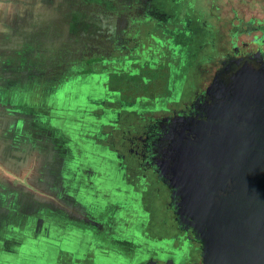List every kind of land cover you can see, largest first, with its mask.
I'll use <instances>...</instances> for the list:
<instances>
[{
  "label": "flooded vegetation",
  "instance_id": "1",
  "mask_svg": "<svg viewBox=\"0 0 264 264\" xmlns=\"http://www.w3.org/2000/svg\"><path fill=\"white\" fill-rule=\"evenodd\" d=\"M245 1L251 4L239 5L242 16L230 9L229 25L221 39L217 30L220 27L215 21L217 16L213 19L207 15L208 19L204 21L196 17L199 23L193 27L196 30H187L180 24L191 19H174L170 10L177 0H123L122 14L129 18V31L126 36L115 38L113 43H105L100 53L102 59L100 62L94 60L95 68L98 63L104 66L99 72L105 74L100 77L102 85L107 84L112 74L139 78L140 70L135 60L142 63V68L146 66L144 75L147 77L151 74L148 70L163 63L164 67H169L167 69L179 70L183 75L179 96L172 94L169 97L177 101L183 90L188 91L187 97L177 107L164 109L158 115L154 114L155 107L152 106L147 115L139 117L141 123L137 128L125 126L122 130L119 120L123 109L121 97L116 91L113 97L109 96L105 89L102 93L105 102L121 103L113 107L110 104L97 106L99 112L92 116L98 131L104 133L102 136L118 132L121 135L119 139L124 144L127 158L123 163L124 156L119 155L120 166L124 169L123 182L118 184L106 179L108 174H92L88 178L81 174V179L77 178L74 165L84 161L79 154L80 131L86 128L78 122L72 129L76 146L59 148L58 161L72 165L68 168L66 188L70 192L80 191L85 196L79 199V206L72 200L74 206L84 211L81 218L84 222H63L62 229H55L51 238H40L37 243L29 241L33 247L40 242L44 248L37 256L28 258L30 254L27 255L26 249L30 246L22 247L23 264H202L201 242L194 236L190 218L181 215L175 205L180 200L176 187H172L168 173L160 171L158 160L166 135L178 130L182 133L180 138L191 141L201 138L200 132L206 129L205 126L225 124L223 129L229 130V147L236 143L241 146L229 149V177L235 174L242 176L237 177L242 180L247 176V181L253 176L257 178L258 182L254 184L257 188L247 194L248 197L242 196L241 202L247 208L264 212V0ZM172 35L179 37L177 40L182 46L188 44L193 50L201 49L207 54L196 63L187 61L186 52L182 56L175 55L171 61L164 58L168 46L172 50L177 48L173 46ZM187 35L190 40L186 42ZM120 64L122 68L117 67ZM187 74L190 78L184 88ZM118 77L112 79L116 82ZM94 79L90 80V85ZM138 80L141 82L142 79ZM153 80L146 79L147 82ZM168 80L166 85L171 83ZM129 81L131 84V77ZM133 111L131 107L125 109L126 113ZM127 170L133 173V178H128ZM232 183L234 181L229 178L230 192ZM83 186L91 189L87 196ZM98 186L106 187L107 195L102 197L103 201L93 189ZM137 203L141 204L144 214L132 211ZM177 209L179 212L175 213ZM78 225H82L80 229Z\"/></svg>",
  "mask_w": 264,
  "mask_h": 264
},
{
  "label": "crops",
  "instance_id": "2",
  "mask_svg": "<svg viewBox=\"0 0 264 264\" xmlns=\"http://www.w3.org/2000/svg\"><path fill=\"white\" fill-rule=\"evenodd\" d=\"M122 7L123 0H0V264L23 261L22 247L51 238L63 222H84L72 200L79 206L85 196L66 188L72 165L59 163V148L76 146L78 122L90 126L80 131L84 161L74 168L77 178L101 174L85 156V140L97 144L104 133L86 118L105 104L97 98L106 87L104 66L95 68L94 60L129 31ZM83 189L87 196L91 189ZM93 189L106 197L105 186Z\"/></svg>",
  "mask_w": 264,
  "mask_h": 264
},
{
  "label": "water",
  "instance_id": "3",
  "mask_svg": "<svg viewBox=\"0 0 264 264\" xmlns=\"http://www.w3.org/2000/svg\"><path fill=\"white\" fill-rule=\"evenodd\" d=\"M224 125H210L212 130L205 126L201 138L191 141L180 138L179 130L166 135L158 159L160 171L168 173L180 199L175 205L190 218L194 236L201 242L202 264H264V212L241 202L257 188L258 180L229 177V149L241 146L229 147V130ZM229 178L234 181L233 192Z\"/></svg>",
  "mask_w": 264,
  "mask_h": 264
},
{
  "label": "rangeland",
  "instance_id": "4",
  "mask_svg": "<svg viewBox=\"0 0 264 264\" xmlns=\"http://www.w3.org/2000/svg\"><path fill=\"white\" fill-rule=\"evenodd\" d=\"M178 2L174 7H172V11L170 10L171 15L174 16V19H178L180 17H186L191 19L190 22L184 23L180 22L182 26H184L187 30H196L193 27H197L199 23L196 22L195 18L199 17L203 21L204 19H208V16H212L214 19L215 16H217V23L220 28H218V34L221 36L220 38L223 39L224 33L226 30V27L229 25V15L231 14L230 9L233 11H236L239 16H242V13L240 12L239 5L242 4H251L250 1H245V0H177ZM232 6V8H230ZM242 8V6H241ZM246 9V8H245ZM208 15V16H207ZM212 19V20H213ZM195 20V21H194ZM179 23H176L175 25H178ZM204 27V26H202ZM183 28V27H182ZM221 29V31H220ZM179 37L177 38L176 35H172V41H173V46H176V50L170 49L171 47L168 46L167 49H165V52L163 54L164 58H168L170 61L171 59L173 60L175 58V55H183L186 52L185 58H187V61L194 60L195 63L196 61H201V56L206 55L204 51L201 49L193 50L192 46H187L181 45L178 43ZM185 41L187 42L190 40V35H187L186 38H184ZM184 42V41H183ZM181 47V50L178 49ZM183 53V54H182ZM143 57V55L141 56ZM161 58V56L159 55ZM166 59V61H169ZM158 60V59H157ZM160 61V60H159ZM184 61V60H183ZM185 62V61H184ZM137 63V69L142 70L143 68L141 62H136ZM156 65V63H154ZM158 68H155L154 71H156V76L159 78L154 79L153 81L147 82L145 79L144 84L141 85L140 81L138 84V79L134 78V76H126L125 74H120L118 79L119 81H107L106 84V91L109 96H114V91L118 92L120 97H121V102L123 105V109L121 112L120 116V121H121V126L122 130H125V126H131L137 128L138 124L141 123V120L139 119L140 116L147 115L149 112V109L153 106L155 107V110L153 111L155 115L161 114L164 112V109H171L175 108L179 105L180 101L184 98L187 97L186 93L188 91H182L180 94V97L177 101H174L171 96L172 94L179 96L180 93V88L183 84L181 80H183V75L182 72L179 70H170L167 69L169 67H164L163 63H157ZM166 68V69H164ZM159 69V70H158ZM124 71V70H123ZM126 71V70H125ZM151 72V69L149 70ZM153 71V70H152ZM172 71V72H171ZM184 73V72H183ZM188 73L190 74V70H188ZM141 74V71L139 72ZM153 74H155L153 72ZM189 74H187L186 80L184 81V88L185 85L188 83V80L190 78ZM128 77V78H127ZM130 77L132 83L130 84ZM181 78V79H180ZM169 79V80H168ZM174 82L172 83V81ZM166 80L168 82H171L170 84L166 85ZM137 81V82H136ZM173 84V85H171ZM183 88V89H184ZM104 89L102 88L100 90V93L97 94V98H104L102 93H104ZM78 104L80 105H87L89 102H86V99L79 98ZM119 101H112L105 102V105H109L111 107L115 105H119L121 103ZM83 106V107H84ZM90 107H93L94 105H87ZM163 106V108H162ZM82 107V108H83ZM131 107L134 111L130 113H126L125 109ZM159 107V108H157ZM81 108V109H82ZM112 109V108H111ZM113 110V109H112ZM136 111H139V113H136ZM79 112V109H78ZM77 110L74 111L73 114L77 115ZM93 115V114H92ZM91 116V115H90ZM86 118L91 122L93 120L92 117ZM111 116V115H110ZM91 128L90 126L86 127ZM89 133L85 134L87 136ZM120 133L118 134H106L105 136H102L103 138L97 139L95 142L100 143L99 146L93 145L91 141L85 140V148L86 152L88 154H85L86 157L91 158L93 161V164L98 165L99 167V172L101 174H108L107 178L108 180L116 181L118 184H122L123 179L122 175L124 174V169L122 166H120L121 160L120 156L123 154V163L127 161L126 155H125V147L123 146V142H120ZM81 145V142H80ZM94 149V151H91ZM104 161V162H103ZM128 169V168H126ZM128 172V178H133V173L130 170H127ZM117 188V187H116ZM115 188V189H116ZM122 195L124 193H121ZM124 196V195H123ZM125 197V196H124ZM134 214H144V210L141 207V204H135L133 207ZM132 212V213H133ZM37 243V242H35ZM32 244H28L30 248H27V255L30 254V257H35L44 248V245L38 242L37 246H31ZM35 245V244H34ZM26 247V246H25ZM32 250V251H31ZM25 261H17L16 264H23Z\"/></svg>",
  "mask_w": 264,
  "mask_h": 264
},
{
  "label": "trees",
  "instance_id": "5",
  "mask_svg": "<svg viewBox=\"0 0 264 264\" xmlns=\"http://www.w3.org/2000/svg\"><path fill=\"white\" fill-rule=\"evenodd\" d=\"M144 65H146V64L144 63ZM140 71H141L142 73L139 75L140 77L137 78V79H140V80L142 79L141 82H140L141 85L144 84V81H143L144 79H145V80H146V79H147V80H148V79L152 80V79L159 78L158 76H156V73H157V72L154 71V70L150 72V73H151L150 75L148 74L149 77H147L146 75H144L145 72L147 71L146 66H145L142 70H140ZM148 71H149V70H148ZM153 72H154L155 74H153ZM137 77H138V76H137ZM138 84H139V80H138Z\"/></svg>",
  "mask_w": 264,
  "mask_h": 264
}]
</instances>
